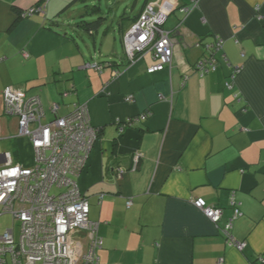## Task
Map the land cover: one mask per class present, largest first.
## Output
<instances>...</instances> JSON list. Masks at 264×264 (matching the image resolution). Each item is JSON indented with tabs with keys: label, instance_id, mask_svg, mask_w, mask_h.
Listing matches in <instances>:
<instances>
[{
	"label": "crops",
	"instance_id": "obj_1",
	"mask_svg": "<svg viewBox=\"0 0 264 264\" xmlns=\"http://www.w3.org/2000/svg\"><path fill=\"white\" fill-rule=\"evenodd\" d=\"M43 1L0 0V151L34 166L30 140L5 112L6 87L40 96L44 122L56 116L55 103L60 116L85 104L99 138L76 181L99 222V264H264V0H144L137 11L134 0L120 16L122 49L110 29L93 41L100 51L109 46L104 60L101 52L90 59L60 25L56 10L70 0H49L45 12L23 16ZM147 5L167 15L164 28L178 41L172 66L153 73L151 52L130 61L125 46ZM187 6L189 13L181 11ZM208 55L217 69L202 75L193 65ZM229 64L241 67L233 81ZM129 94L134 102L125 101ZM232 197L242 215L231 235L246 242L243 250L193 204L203 198L221 207V227L233 213Z\"/></svg>",
	"mask_w": 264,
	"mask_h": 264
},
{
	"label": "built area",
	"instance_id": "obj_2",
	"mask_svg": "<svg viewBox=\"0 0 264 264\" xmlns=\"http://www.w3.org/2000/svg\"><path fill=\"white\" fill-rule=\"evenodd\" d=\"M48 1L29 8L23 16L45 12ZM194 1L196 5L198 0ZM190 9L187 6L181 11L189 13ZM166 19L165 13L147 5L125 36L129 59L137 53L153 54L155 62L148 68L149 73L169 69L173 64L178 41L174 32L164 28ZM222 46L223 40L217 37L215 49L220 50ZM89 65L102 68L98 64ZM229 65L233 81L241 67ZM193 69L204 75L217 69V60L210 55L202 57ZM69 94L64 92L63 97ZM3 96L6 114L18 118L19 136L30 140L35 163L33 167H23L14 162L10 152L0 151V217L13 216V226L0 232V264H99L98 251L104 243L98 232L99 222L91 220L89 198L76 181L99 138L89 107L77 104L72 112L60 116V106L55 103L52 109L56 116L44 122L40 96L28 97L25 91L13 86L6 87ZM125 101L134 102V94L127 95ZM148 115L141 114L136 120H145ZM131 121L129 118L122 122L120 131ZM123 173L118 168V176ZM131 204L129 200L127 205ZM193 204L220 228L230 244L243 250L246 242L235 240L231 235L234 221L242 215L241 203L235 197L231 198L233 213L221 227V207L210 206L203 198L194 199ZM83 236L86 249L79 239ZM258 261L264 262V256H259Z\"/></svg>",
	"mask_w": 264,
	"mask_h": 264
},
{
	"label": "rangeland",
	"instance_id": "obj_3",
	"mask_svg": "<svg viewBox=\"0 0 264 264\" xmlns=\"http://www.w3.org/2000/svg\"><path fill=\"white\" fill-rule=\"evenodd\" d=\"M143 1L139 0L140 5L136 11L140 9ZM133 2L134 0H70L65 4L66 6L64 5L63 9L59 7L56 13L60 18V25L78 40L90 59L95 53L100 56L101 52L102 58H99V60H104V54L109 46L104 44L100 51V46L98 45V48H95L93 41L97 37V43L99 44L105 30L110 29L112 35L109 38L111 42H115L122 49V34L119 30L120 16L126 9L131 7ZM87 21L93 23L97 21L100 24L96 30V35H91L89 31L84 29ZM96 59L98 60V58ZM5 142L6 140L0 141L2 150L5 149ZM6 148L8 149V147ZM12 226L13 216L11 214H4L0 217V232Z\"/></svg>",
	"mask_w": 264,
	"mask_h": 264
},
{
	"label": "trees",
	"instance_id": "obj_4",
	"mask_svg": "<svg viewBox=\"0 0 264 264\" xmlns=\"http://www.w3.org/2000/svg\"><path fill=\"white\" fill-rule=\"evenodd\" d=\"M141 14V13H140ZM140 16V15H139ZM139 16L135 19V21L139 18ZM99 25V23L96 21V22H86L85 23V29H87V31H89V32H91L92 33V31L94 30V28H97V26ZM126 57H128L127 55H126ZM128 60H130V59H128ZM131 61V60H130ZM94 64H98V63H94ZM99 65V64H98ZM100 66H102L101 64H100Z\"/></svg>",
	"mask_w": 264,
	"mask_h": 264
}]
</instances>
